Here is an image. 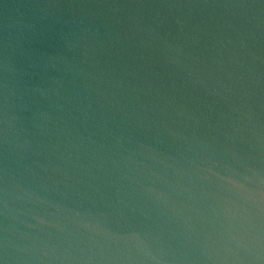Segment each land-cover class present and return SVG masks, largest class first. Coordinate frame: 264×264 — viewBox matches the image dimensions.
Instances as JSON below:
<instances>
[{"label":"water","instance_id":"water-1","mask_svg":"<svg viewBox=\"0 0 264 264\" xmlns=\"http://www.w3.org/2000/svg\"><path fill=\"white\" fill-rule=\"evenodd\" d=\"M0 264H264V0H0Z\"/></svg>","mask_w":264,"mask_h":264}]
</instances>
